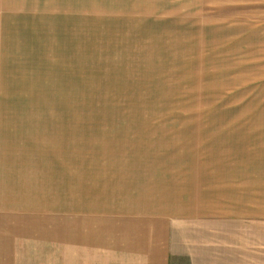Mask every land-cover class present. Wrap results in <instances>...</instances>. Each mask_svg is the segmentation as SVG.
<instances>
[{
    "label": "rangeland",
    "instance_id": "374dc122",
    "mask_svg": "<svg viewBox=\"0 0 264 264\" xmlns=\"http://www.w3.org/2000/svg\"><path fill=\"white\" fill-rule=\"evenodd\" d=\"M242 1L0 0V232L32 242L20 264L55 262L73 208L170 205L172 264H264V8Z\"/></svg>",
    "mask_w": 264,
    "mask_h": 264
},
{
    "label": "crops",
    "instance_id": "0c3cea01",
    "mask_svg": "<svg viewBox=\"0 0 264 264\" xmlns=\"http://www.w3.org/2000/svg\"><path fill=\"white\" fill-rule=\"evenodd\" d=\"M242 2H248L251 7L264 8V0ZM112 209L73 208L71 214L58 215L55 243L48 246H56L55 262L43 263L172 264L173 255H183L178 253L172 238V205L164 210L148 211L129 207ZM66 216H71V220L66 219ZM32 228L33 225L29 226L28 232ZM7 236L15 241H9ZM19 237L21 235L17 232H0V264L23 263L21 258L24 252L20 256L14 250L31 251L32 242L15 243L21 240L17 239Z\"/></svg>",
    "mask_w": 264,
    "mask_h": 264
}]
</instances>
